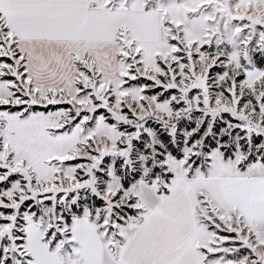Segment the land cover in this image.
Segmentation results:
<instances>
[{
    "label": "snow or ice",
    "instance_id": "obj_1",
    "mask_svg": "<svg viewBox=\"0 0 264 264\" xmlns=\"http://www.w3.org/2000/svg\"><path fill=\"white\" fill-rule=\"evenodd\" d=\"M0 264H264V0H0Z\"/></svg>",
    "mask_w": 264,
    "mask_h": 264
}]
</instances>
